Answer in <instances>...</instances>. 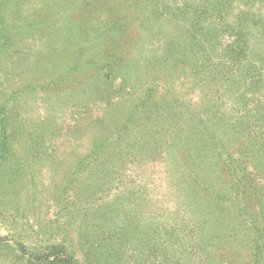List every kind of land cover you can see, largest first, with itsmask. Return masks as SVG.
Here are the masks:
<instances>
[{
	"label": "rangeland",
	"instance_id": "1",
	"mask_svg": "<svg viewBox=\"0 0 264 264\" xmlns=\"http://www.w3.org/2000/svg\"><path fill=\"white\" fill-rule=\"evenodd\" d=\"M211 1L0 0L8 38L0 35V117L12 133L0 159V264H50L64 253L78 264H252L244 218L211 194H233L239 176L228 175L221 147L218 166L215 149L196 155L203 137L187 120L239 106L216 80V106L201 103L203 78L189 83L151 56H163L164 38L177 39L176 22L155 8L190 12ZM236 8L264 15V0ZM184 12L177 21L186 27ZM263 42L250 39L249 58ZM220 124L206 125L224 131L239 158L246 136L235 140ZM245 164L248 180L264 186V171L249 157Z\"/></svg>",
	"mask_w": 264,
	"mask_h": 264
},
{
	"label": "trees",
	"instance_id": "2",
	"mask_svg": "<svg viewBox=\"0 0 264 264\" xmlns=\"http://www.w3.org/2000/svg\"><path fill=\"white\" fill-rule=\"evenodd\" d=\"M249 2L250 0H213L210 3V8L203 10L202 2L199 4V7L202 9L192 7L190 10L193 9V11L190 12L177 10L179 8L178 5L175 9L164 6L163 12H159L155 8L153 12L159 13L158 17H161L163 14L165 16L168 15L167 19H170L171 22H176L173 29L178 40L164 38V46H160L159 48L164 51L162 53L163 56L160 57L158 55L160 58L151 56L155 64H158L163 69L166 68L168 71H175L178 78L186 76L189 83H200L203 78L204 82L201 84L203 87H206V91L203 93L201 103H212V105H208L210 108L216 106V103L212 101L216 92H210L209 90L210 83L216 80V83H214L216 87L220 89L218 84L224 87L221 94L229 95L228 98H233L236 105L239 106L234 108L235 117L233 114L221 113L217 110L206 116L205 120L197 115L193 117L189 112L187 120L192 124L190 128H195L197 134L203 137L201 138L203 143L198 146L196 155L198 157L203 156V152L201 153L203 149L205 151H213L215 149L217 157H215L216 161L213 165L218 166L219 160L222 159L220 150L218 151V148L221 147L224 152L223 159L226 162L228 161L227 163L225 162V167L229 172L228 175L232 177L234 175L239 176L231 182L230 190L235 189L233 194L230 192L227 194L219 190H211V194L221 198L224 203H230L236 207L237 213L235 212L234 215L244 218L245 221H242L245 224H240V231H244L240 240L250 251L251 263L259 264L260 260L264 262V186L259 185L254 180H248V176L243 172L246 170L245 160L248 157L252 159L254 167H260L264 171V99L260 98L264 94L259 92V90L257 91L262 86L258 83V80L262 82V72L257 71L256 63L258 62L259 66H264V56H262L264 55V42L261 44L262 46L259 50L262 55L257 53L249 58L250 52L248 47L251 44L249 41L252 37L257 40L264 39V22H262L264 15H258L251 11L245 12L248 9L244 10L241 6L248 5ZM234 4L241 9L236 8L234 10ZM208 10L212 12L207 14ZM183 12L189 15V17L191 16L189 18L190 25L186 27L184 26L186 24L177 21L178 15L181 18L183 17L180 14ZM231 14V21L235 24H230L227 21ZM0 16L2 17V13H0ZM244 20L245 22L242 23ZM246 21H251L252 23ZM164 33L162 31L161 35L163 36ZM225 34L228 36L229 41L224 43L222 38ZM0 35L4 37L5 41L8 40L7 36L5 37L7 34L4 31L0 30ZM152 67L154 66L152 65ZM262 71L264 74V70ZM246 118H251L252 122L247 123ZM4 119L0 117V159H4L11 148V144L7 143V140L12 136V133L11 131L6 132L5 125L7 123ZM212 120H216L217 123L220 122L221 128L227 132L229 131L231 137L235 138V140L240 136H246L245 142H239V153L241 154L239 158L233 156V154H230L225 149V142L222 136L225 134L224 131L213 132L208 129L206 124ZM196 124H203L204 127L197 128ZM257 125L262 127L260 131L254 129L257 128ZM192 155H187L189 161H191V158L193 159ZM197 178L196 175L193 176L194 181ZM241 179L244 182L239 184ZM233 202L235 203L233 204ZM215 204L218 205L212 199L211 203L208 204L210 205L209 210L212 214L210 219L213 222L221 218V212L215 213L213 210ZM255 206L256 211H254ZM218 224H220V221ZM32 259L35 260L37 258L34 257ZM46 262L50 264L59 262L78 264V260L70 253H64L62 256L61 254H56L54 259H48Z\"/></svg>",
	"mask_w": 264,
	"mask_h": 264
}]
</instances>
